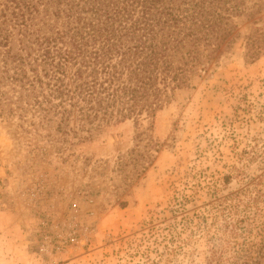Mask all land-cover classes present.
Returning <instances> with one entry per match:
<instances>
[{"label":"rangeland","instance_id":"374dc122","mask_svg":"<svg viewBox=\"0 0 264 264\" xmlns=\"http://www.w3.org/2000/svg\"><path fill=\"white\" fill-rule=\"evenodd\" d=\"M225 28L153 117L0 113V264H264V0Z\"/></svg>","mask_w":264,"mask_h":264},{"label":"trees","instance_id":"16d2710c","mask_svg":"<svg viewBox=\"0 0 264 264\" xmlns=\"http://www.w3.org/2000/svg\"><path fill=\"white\" fill-rule=\"evenodd\" d=\"M243 4L0 0V113L39 115L42 125L54 121L80 139L112 122L153 117L218 52L227 19ZM262 257L258 250L251 264Z\"/></svg>","mask_w":264,"mask_h":264}]
</instances>
